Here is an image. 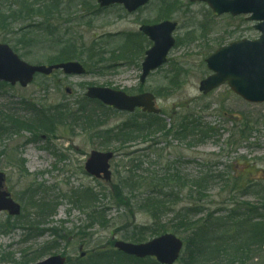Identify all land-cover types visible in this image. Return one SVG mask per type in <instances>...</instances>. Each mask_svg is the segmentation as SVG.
I'll return each instance as SVG.
<instances>
[{"label":"rangeland","instance_id":"obj_1","mask_svg":"<svg viewBox=\"0 0 264 264\" xmlns=\"http://www.w3.org/2000/svg\"><path fill=\"white\" fill-rule=\"evenodd\" d=\"M163 1L152 0L137 13L128 15L120 6L102 10L95 0H61L64 13L71 10L69 18L74 22L56 21L53 27H61L54 37L38 32L42 29L40 17L24 23L12 21L14 25L9 29L0 27V43L8 44L24 62L47 67L71 61L81 63L87 71L85 75L69 77L61 71L47 77L40 75L26 89L20 85L0 84V119H7L8 115L16 120L32 118L39 125L43 108L65 105L70 110L82 108L86 116L95 114L94 126L97 127L95 132L86 131V118L82 117L81 122L57 125L51 132L21 130L9 135L1 132L0 173L6 175V191L27 216H36V211L27 207L29 190L36 193L37 199L44 197L47 203L56 205V212L43 218L45 225L30 231L29 236L34 235L30 239L25 238V234H29L27 231L18 230V220L15 223L12 218L9 222L7 213H0V264H20L24 251L29 250L30 254L42 249L41 257L34 263L61 255L71 264H91L89 257L82 262L80 248L86 256L98 250L106 251V258L113 264H118L117 260L124 264H146L120 259L121 255L113 254L118 252L113 246L119 241L139 245L156 238L149 232L140 236L134 234L140 232L141 226L153 223L152 217L140 210L142 200L152 190L155 197L171 195L164 199L172 211L161 214L159 223L167 227L166 234L175 235L184 240V244L188 234L184 233L183 223H177V214L183 209L203 208L202 213L189 217L199 220L216 210L224 211L228 206L232 209L235 198L239 203L258 204L264 214V203L256 195H242L243 189L255 182L264 186V103L249 104L233 94L228 86L208 96H204L199 87L212 74L205 63L210 55L232 42L255 41L260 32L246 16L216 17L208 4L189 0H177L179 10L171 19H157ZM14 2L4 0L5 14L10 12L8 7L15 9ZM163 20L179 24L174 35L181 43L170 52L164 67L154 72L142 86L141 65L145 57L113 62L110 52L125 42L121 34L139 33L141 25L151 26ZM69 39H75L83 53L79 51L75 59L66 61L58 55ZM94 41L101 42L105 53L98 64L85 52ZM176 71H180L181 78L173 87L170 81ZM91 87L124 91L128 95L152 93L156 95L157 108L162 110L161 119L166 121L168 130L174 128L179 115L188 111L216 132L194 147L177 140L174 132L159 133L120 146L109 140L106 133L128 121L145 123L147 118L141 111L121 113L89 101L85 95ZM157 91L162 93L160 97ZM167 93L170 95L164 97ZM244 130L246 134L241 137ZM93 151L115 155L110 161L112 182L86 173L84 166ZM136 159L143 164L137 171L135 163H131ZM206 173L214 180L205 193H200L193 182ZM132 174L140 180L145 179V187L133 192L123 191V199L119 202L120 191L115 189L116 185L123 184L126 176ZM165 176L170 179L167 186L162 184ZM215 176L221 178L215 179ZM146 182H153L154 189ZM84 191L94 193L96 200L88 202L78 197ZM54 231L59 234L55 235ZM50 242H56L54 249L47 245ZM182 258L186 261L182 262ZM181 260L176 264H186L189 260L185 248Z\"/></svg>","mask_w":264,"mask_h":264},{"label":"trees","instance_id":"obj_2","mask_svg":"<svg viewBox=\"0 0 264 264\" xmlns=\"http://www.w3.org/2000/svg\"><path fill=\"white\" fill-rule=\"evenodd\" d=\"M176 2L177 0H164L163 8L157 19H162L164 17L171 19L170 17L176 14L179 10V5ZM12 4L16 5L15 9H10V7H8L7 10L10 12L5 14L3 10L4 0H0V27H2V29H9L13 26L14 24L10 23L12 21L24 23L27 20H34L35 18L40 17L43 19L40 24L42 29L38 32H47L49 37H54L57 30L60 31L61 27V25L60 27H53L56 21L58 23L60 21H70L68 24L74 22V19L72 20L69 18L72 15V12H69L71 11L69 8V11L65 10L64 13L61 0H15ZM85 7L93 8L90 6ZM121 36L125 37V42L120 48L118 47V49L110 52V59H112L113 62L121 60L125 62L134 61L136 56H139L140 58L144 56L147 49L151 46L147 38L143 36L142 33H131L130 35L121 34ZM64 43L65 46L62 47V51L60 52V55H58L63 57L64 60L68 61L75 59V56L79 51L83 53V50H80L77 47L75 39H69ZM180 43L181 42L177 41V44ZM145 44L147 45L145 46ZM85 49L89 58L97 61V64L100 58L105 54L102 52L101 42L94 41ZM180 75V71H176L174 77H172L170 83L173 87L179 83L181 78ZM157 92L160 97L162 93L160 91ZM169 95L170 94L167 93L163 96L165 97ZM43 110L45 112L42 111L39 125L32 118H28V120H20L18 118L16 120L15 117L8 115L7 119H0V134L2 132L5 133V135H9L12 132L18 133L21 130H31L32 133H39L40 131L51 132L57 125L69 126L67 124H71L76 121L81 122L82 117L86 118V131L93 130V132H95V130H97V127L94 126L96 125L94 121V119H96L95 114L92 113V116H86L85 113H83L82 108L80 110H70L68 106L59 105L49 106V108H43ZM142 116L147 118L145 123L128 121L129 123H125L112 131H108L105 136H107V138L112 140L114 143L120 144V146H125L135 143L136 140L139 139H148L149 137L156 136L159 133L169 135L174 132L177 140L184 141L188 143V146L194 147L204 142L212 132H216V130L211 126H207L202 123V119H199V116L197 117L195 114L188 111L187 113L179 115L176 125L174 128L169 130L167 129L168 126L166 125V121H163L161 116L155 117L147 114ZM245 134L246 131L244 130L241 132L240 136L244 137ZM136 161L137 159L131 160V163H135V170L137 171V169H140V166L142 168L143 164L141 160H138L137 164ZM167 176L163 179L164 183L162 184L164 186H167V183L170 180ZM220 178V176H215V179ZM176 179L180 180V177L177 176ZM213 180L214 177H212L210 173H206L199 178V180L193 182L194 188L200 193H205ZM144 182L145 179L140 180L138 176L136 177L133 174L126 176L123 184L120 186L116 185L117 188H115L120 191L117 196L119 198V202L123 199V191L127 189L132 190V192L138 191L139 189L145 187ZM148 184L151 186L153 185L152 188L155 186L153 182H146L147 186ZM256 187H258V190L254 189ZM242 192V195H256L259 198V201L264 203V186L256 184L255 182L254 185L245 187ZM27 194L29 201L27 207L29 209L31 208V210H35L36 216H27L28 213L23 210L22 216L14 219L13 222L17 223L18 220V223L16 224L18 230L23 229L27 231L29 234H25V238L30 239L34 237V235L29 236L30 231L35 227H42L45 225L46 222L43 218L47 215L51 216L54 214V212H56V205L47 203V201L44 200V197L37 199L36 193L31 190H29ZM94 195V193L92 194L88 193V191H84V193L79 194L78 197L81 196L80 198L87 200L88 202H92L96 200V195ZM153 195L154 190H152V192L150 191V193L142 200L141 204L143 205L140 209L152 217L153 223L147 227L141 226L140 232L134 233L135 236H140L142 233L149 232L150 235L152 234L153 236L159 237L168 232L167 227L159 222L161 214L165 211H172L171 206L169 207L164 199L170 198L171 195H162L159 197H155ZM70 199L72 198L70 197ZM82 199H80L81 202H83ZM236 200L237 199L234 198L233 202H235V205L232 209H229L230 207L228 206L225 207L224 211L216 210L213 213L206 214V216L204 215L199 220H191L189 217L192 215L195 216L194 214L196 213H202L203 208L194 207L192 209H183L177 214V223H180V225L183 223L185 226L184 233L188 234L185 238L184 244L186 253L189 257L186 264H264V214L261 212V208L258 204H243L236 202ZM74 201L77 203L76 200ZM83 203L85 205V201ZM72 204H74L73 201ZM11 220L12 218H8L9 222ZM176 231L179 232L178 229ZM54 232L55 235L59 234L56 231ZM55 244L56 242H50L47 245L54 249ZM42 250H35L30 254L29 250L24 251L22 253L23 258L20 260V264L34 263L35 260H38V258L41 257L39 252ZM106 254V251L98 250V252H93L87 257L91 258V264H113L112 262H109L110 259L106 258ZM113 254L117 256L121 255L122 258L120 259L129 261L132 260L137 263L145 262L146 264H158V262L152 258L139 261L131 257H126L121 252H113ZM10 257L12 256H9V258ZM81 260L82 262L84 261L82 258ZM181 261L184 262L186 259L182 258ZM116 262H118V264L123 263L118 260ZM67 264L71 263L67 261Z\"/></svg>","mask_w":264,"mask_h":264},{"label":"water","instance_id":"obj_3","mask_svg":"<svg viewBox=\"0 0 264 264\" xmlns=\"http://www.w3.org/2000/svg\"><path fill=\"white\" fill-rule=\"evenodd\" d=\"M151 0H98L100 6L123 5L128 14L134 13L145 7ZM190 2L208 3L215 16L231 14L233 17L251 15L248 21L255 22L254 27L262 35L256 41L243 40L233 42L227 47H222L206 59V65L212 72L199 85L200 92L207 96L218 90L223 85L230 87L232 92L249 104L262 105L264 103V0H189ZM178 24L163 21L152 26H142L140 32L153 43V47L146 52L142 64L141 84L160 69L168 60L169 53L176 46L173 35ZM62 69L67 75H82L86 73L79 63L69 62L57 66H32L24 63L16 53H13L6 44H0V81L8 82L13 86L21 84L23 88L34 80L39 74L51 75L54 70ZM89 99H97L105 105L114 107L120 112L134 113L141 109L144 113L153 115L161 114L155 107L156 100L153 94L129 96L125 92L107 88L91 87L88 89ZM90 159L85 163L86 173L104 182H111L110 161L115 155L93 151ZM5 176L0 174V212H7L10 216H20L21 208L13 201L11 196L2 191ZM183 241L175 235L165 234L148 243L136 245L123 241L116 242L114 248L128 257L135 259H156L159 264H175L183 252ZM82 252V248H80ZM85 253H81L84 258ZM67 258L57 255L35 264H66Z\"/></svg>","mask_w":264,"mask_h":264},{"label":"bare ground","instance_id":"obj_4","mask_svg":"<svg viewBox=\"0 0 264 264\" xmlns=\"http://www.w3.org/2000/svg\"><path fill=\"white\" fill-rule=\"evenodd\" d=\"M40 75H43V74H40ZM43 76H45V75H43Z\"/></svg>","mask_w":264,"mask_h":264}]
</instances>
